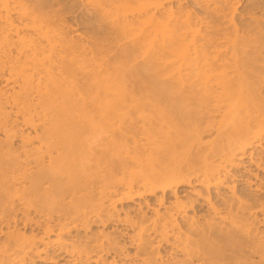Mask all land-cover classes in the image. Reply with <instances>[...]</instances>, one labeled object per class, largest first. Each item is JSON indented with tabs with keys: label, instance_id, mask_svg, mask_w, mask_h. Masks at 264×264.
Wrapping results in <instances>:
<instances>
[{
	"label": "rangeland",
	"instance_id": "rangeland-1",
	"mask_svg": "<svg viewBox=\"0 0 264 264\" xmlns=\"http://www.w3.org/2000/svg\"><path fill=\"white\" fill-rule=\"evenodd\" d=\"M187 43L191 54L198 47L217 58L210 57L206 84L173 80ZM21 67L33 84L50 70L78 85V203L66 209L80 215L65 222L70 231L63 237L69 246L95 248L92 258L100 260L77 264H142L140 257L156 264H264V162L256 166L248 156L264 160V136L246 154L232 155L222 124L232 126L224 110L230 95L240 94L238 110L248 109L252 130L264 126V0H0V112L9 123L16 118L11 100L24 88ZM102 78L106 98L97 85ZM30 92L28 101H35ZM14 123L24 134L40 132L20 115ZM4 127L1 115L0 153L9 143L13 158L24 157L20 136L6 140ZM9 158L0 162H14ZM206 165L213 170L207 185L200 181ZM176 179L182 183L164 194L160 186L149 191ZM22 225L5 232L44 236V223ZM139 233L142 244L132 243ZM106 237L116 252L96 250ZM5 238L0 234V245ZM42 249L57 253L38 242L40 255ZM56 259L30 253L22 264L63 263Z\"/></svg>",
	"mask_w": 264,
	"mask_h": 264
},
{
	"label": "bare ground",
	"instance_id": "bare-ground-1",
	"mask_svg": "<svg viewBox=\"0 0 264 264\" xmlns=\"http://www.w3.org/2000/svg\"><path fill=\"white\" fill-rule=\"evenodd\" d=\"M154 28V31L158 30L157 26ZM195 33H192L189 42H195ZM194 44L196 45V43ZM188 47V43L182 46L183 56L177 67L173 68V80L175 83L182 85L190 80L197 81V79H201L202 84H206L212 77L210 73H207L209 68H213L211 61L217 58L210 56L211 60L208 56L210 54L197 49L198 47H193L194 54H191ZM183 68L189 70L187 75L182 72ZM17 74L22 77L24 88L23 92H20L11 100V104L16 108V118L12 123H9V114L5 118L6 115L2 111L0 116L2 115L5 121L6 140L11 141L14 137L20 136L24 157L15 156L13 158V150L9 143L4 144L5 149L0 153V158L10 156L9 160L14 161L0 162V234L6 236L2 245H0V264H13V262L22 264L25 257L30 253H34L41 260L48 262L56 261V258L62 259L63 263L61 264H77L81 261L87 263L90 260L98 263L100 260L99 255L92 258V252L95 248H78L77 246H71L72 244L69 246L66 242L67 239L63 237V233L70 231L65 222L68 220L74 221L80 215L78 209H74L72 212L66 209L74 203H78V199L75 197L78 192V85L74 79L61 73L51 74L50 70L45 72L43 80L39 78L35 84L32 83L29 74L26 73L23 67L17 70ZM214 78L217 80L216 77ZM223 79L222 76L218 83L224 85L226 81L224 82ZM101 80L97 85L104 92L103 98L109 97L108 80L107 78ZM193 81L190 84H193ZM30 90L37 95V99L32 102L28 101ZM166 92L164 91V93ZM223 93L228 95L227 90H222L221 94ZM230 99V103L227 104L228 109L224 111L225 114L228 112L231 115L233 124L226 129L225 123L222 122L224 137L232 155L237 151L246 154L247 148L255 142H259L264 136V128H262L264 126L260 124L257 129L252 130L254 119L249 116L248 109L238 110L239 105L241 106L243 102L241 95H230ZM198 100L199 103H205L206 97L202 96ZM101 103L104 107H108L107 100ZM177 106L175 108L178 109L179 106ZM19 115L26 127L30 126L31 129L35 130L40 129V132L30 136L29 133L24 134L20 129H16L14 122H16ZM221 121L224 120L220 119V125ZM219 129L222 131V127H219ZM34 141H38L39 144L33 145ZM53 152H56V155H53ZM248 156L249 162L256 166L264 162L260 157L259 159L255 158L252 151L248 152ZM46 157H48V162L45 163ZM31 166L40 167V171L37 174L27 173ZM212 173V168L206 165L200 181L207 185ZM186 181L190 182L191 179L188 178ZM220 182L221 180H218V183ZM181 183L180 179L174 181L162 180L158 185L151 184L149 191L153 192L155 189L161 188L164 194L167 189L173 186L177 187ZM68 193H71L72 197H70V201L67 200V203H65V197ZM141 194L143 193L141 192ZM130 196L128 195V197ZM135 196H138V194L132 195V197ZM203 199L209 201L208 197ZM32 213L43 216V219L34 218L31 215ZM90 213H94L96 217L100 216V212L97 210L90 211ZM83 214L86 215L84 212ZM19 222L23 224V227L31 224L39 227L44 223V236L34 234L27 236L19 231L16 233L12 231L5 232L4 227L9 228L10 225L16 227ZM142 231L143 228L140 232ZM49 235H54V237L50 238ZM161 235L162 239L167 238L166 227L162 229ZM38 242L43 243L46 248L53 247L57 253L49 256L46 250L42 249L44 255H40L41 250H38ZM142 242L143 236L141 233L138 234L137 241L132 240V243L135 244L140 243L141 245ZM96 247L98 252H116L114 242L110 241L108 237H106V240H100ZM177 249L184 252L189 259L194 257L193 250L187 244H179ZM140 258H142V264H156L147 258Z\"/></svg>",
	"mask_w": 264,
	"mask_h": 264
}]
</instances>
